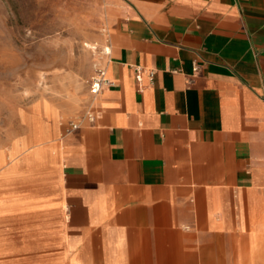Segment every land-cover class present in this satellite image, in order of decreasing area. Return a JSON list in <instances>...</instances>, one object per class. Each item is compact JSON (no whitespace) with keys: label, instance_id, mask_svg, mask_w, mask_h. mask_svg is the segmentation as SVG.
Returning a JSON list of instances; mask_svg holds the SVG:
<instances>
[{"label":"crops","instance_id":"0c3cea01","mask_svg":"<svg viewBox=\"0 0 264 264\" xmlns=\"http://www.w3.org/2000/svg\"><path fill=\"white\" fill-rule=\"evenodd\" d=\"M100 3L114 84L19 170L0 150V253L17 228L49 264H233L264 235V0Z\"/></svg>","mask_w":264,"mask_h":264},{"label":"rangeland","instance_id":"374dc122","mask_svg":"<svg viewBox=\"0 0 264 264\" xmlns=\"http://www.w3.org/2000/svg\"><path fill=\"white\" fill-rule=\"evenodd\" d=\"M100 8V0H0V150L9 167L19 170L41 148L26 137L51 116L63 129L81 118L95 54L83 44L96 42ZM18 182L13 187L23 191ZM23 233L6 234L19 250L0 253V264H49L51 253ZM232 263L264 264L263 233L249 236L248 252L244 243L233 250Z\"/></svg>","mask_w":264,"mask_h":264},{"label":"built area","instance_id":"2783aa9c","mask_svg":"<svg viewBox=\"0 0 264 264\" xmlns=\"http://www.w3.org/2000/svg\"><path fill=\"white\" fill-rule=\"evenodd\" d=\"M109 52V50L105 49L104 53L100 54H109ZM196 68L197 65L194 66V69ZM136 70L137 77L138 79H140L141 68L137 67ZM113 84V81L106 76V70L102 65H100L98 62L92 65V74L90 75L88 81V92L91 95L92 99H94L105 86H111ZM96 116L97 111L95 110L94 106H91L86 110L85 114L81 116V118H79L78 120H70L66 131L69 132L71 130L79 128L83 118H85V120L88 122H92L94 121Z\"/></svg>","mask_w":264,"mask_h":264},{"label":"bare ground","instance_id":"6f19581e","mask_svg":"<svg viewBox=\"0 0 264 264\" xmlns=\"http://www.w3.org/2000/svg\"><path fill=\"white\" fill-rule=\"evenodd\" d=\"M85 47L90 46V43L88 41L84 42L83 44ZM96 46H91V49L96 53ZM105 49L109 50L107 46H102L101 50L98 53H104Z\"/></svg>","mask_w":264,"mask_h":264}]
</instances>
